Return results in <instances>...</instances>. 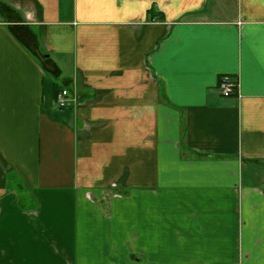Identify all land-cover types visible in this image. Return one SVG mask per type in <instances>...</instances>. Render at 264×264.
<instances>
[{"label": "crops", "instance_id": "0c3cea01", "mask_svg": "<svg viewBox=\"0 0 264 264\" xmlns=\"http://www.w3.org/2000/svg\"><path fill=\"white\" fill-rule=\"evenodd\" d=\"M0 264H264V0H0Z\"/></svg>", "mask_w": 264, "mask_h": 264}, {"label": "built area", "instance_id": "2783aa9c", "mask_svg": "<svg viewBox=\"0 0 264 264\" xmlns=\"http://www.w3.org/2000/svg\"><path fill=\"white\" fill-rule=\"evenodd\" d=\"M220 95L224 98H230L238 95V83L237 81L231 80L229 78H224L220 81L218 85ZM77 101L76 95H70L68 90H60L56 94L55 106L59 109H65L71 106Z\"/></svg>", "mask_w": 264, "mask_h": 264}]
</instances>
